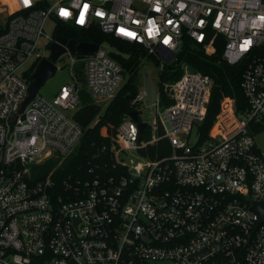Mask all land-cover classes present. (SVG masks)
Returning <instances> with one entry per match:
<instances>
[{
  "label": "built area",
  "instance_id": "1",
  "mask_svg": "<svg viewBox=\"0 0 264 264\" xmlns=\"http://www.w3.org/2000/svg\"><path fill=\"white\" fill-rule=\"evenodd\" d=\"M59 20L136 43L161 68L185 37L212 54L222 35L223 58L245 62L250 105L239 114L224 96L201 139L213 79L185 64L180 77L162 83L170 104L159 91L156 117L144 120L147 92L139 90L131 101L139 120L130 111L111 134L125 172L90 166L59 190L57 167L84 134L74 116L75 64L86 63L97 100L112 99L126 78L102 43L93 54H73L65 44L60 56L71 58V81L52 97L38 91L21 111L30 68L62 36ZM263 43L264 0H0V264H264V148L256 140L264 129L251 128L264 124ZM50 158L57 164L38 175L36 165Z\"/></svg>",
  "mask_w": 264,
  "mask_h": 264
},
{
  "label": "trees",
  "instance_id": "2",
  "mask_svg": "<svg viewBox=\"0 0 264 264\" xmlns=\"http://www.w3.org/2000/svg\"><path fill=\"white\" fill-rule=\"evenodd\" d=\"M58 22L57 33L62 36L78 41L108 42L115 45L118 50H111V54L123 65L128 73V78L122 87L107 104H100L94 100L87 101L85 98V101L76 110L74 116L83 126L84 134L75 150L57 167L60 176L59 181L61 182L57 187L60 190L64 188V179L80 171L89 174L88 168L90 166H93L99 172L102 171L109 174L125 172L126 167L117 162L114 157L111 146V134L114 133L124 114L130 112L133 108L131 101L139 92L136 73L142 59L150 57L157 64H159V60L153 55H148L140 45L116 37L113 34L105 33L96 25L90 28H83L60 20ZM223 43L224 37L219 35L216 42L217 50L212 54H208L200 45L194 43L192 38L185 37L182 49L178 52L176 58L165 63L159 71V91L165 105L170 104L172 99L166 96L162 83L163 81H170L180 77L184 71L185 64H189L212 77L213 86L208 112L205 120L200 125L201 139L208 136L209 129L220 110L224 96H231L235 99L236 111L239 114L248 109L250 105L242 86L245 62L231 64L225 60L223 58ZM261 48L264 53V43ZM34 68V66L30 68L29 76ZM251 124V128L254 131L264 129V124L254 121ZM104 126L108 128L107 133L102 132ZM160 144L161 141L149 146L150 151L156 150ZM141 151L145 152L144 149H141ZM57 162L58 160L50 158L41 164H37L36 166L40 168L38 175L48 173ZM71 180L73 181V178Z\"/></svg>",
  "mask_w": 264,
  "mask_h": 264
},
{
  "label": "rangeland",
  "instance_id": "3",
  "mask_svg": "<svg viewBox=\"0 0 264 264\" xmlns=\"http://www.w3.org/2000/svg\"><path fill=\"white\" fill-rule=\"evenodd\" d=\"M46 30L49 32L53 31L54 22L48 20L45 26ZM102 47L107 50H118L115 45L111 43L103 42ZM46 53L50 54V51L47 50ZM70 61L71 58L69 54H63L56 59V64L60 67L57 69L56 73L47 80V82L39 90L41 94L52 97L60 89V87L69 81H71L72 76L70 74ZM161 67L160 64H157L153 58L144 57L138 67L136 73V81L140 91H146V96L141 101V111L140 116L144 120H152L156 117V101L159 95V71ZM74 70L78 75L79 84H80V105L85 101L94 100L100 104H107L110 99L97 100L94 97L87 85L86 79V63L79 61L75 64ZM128 78V73L126 74L125 80ZM125 82V81H124ZM256 140L260 147L264 148V130L256 133Z\"/></svg>",
  "mask_w": 264,
  "mask_h": 264
},
{
  "label": "water",
  "instance_id": "4",
  "mask_svg": "<svg viewBox=\"0 0 264 264\" xmlns=\"http://www.w3.org/2000/svg\"><path fill=\"white\" fill-rule=\"evenodd\" d=\"M58 41H55L51 45L50 56H45L41 58L36 65L35 69L30 75V83L28 86L27 95L22 102L20 110L22 111L27 104L35 97L37 92L42 88V86L51 78L57 71L58 67L56 59L66 51L65 44L69 47L71 52L75 54L76 52L81 54H93L99 49V43L91 41H78L73 38H68L66 36H57ZM170 61V58L167 59ZM191 69H193L191 67ZM123 74L126 75V70H123ZM131 116L135 120H139V115L137 110L131 111ZM145 127V121H139V128L142 131ZM254 204L260 208H263L261 202L254 201ZM263 217H264V210Z\"/></svg>",
  "mask_w": 264,
  "mask_h": 264
},
{
  "label": "snow or ice",
  "instance_id": "5",
  "mask_svg": "<svg viewBox=\"0 0 264 264\" xmlns=\"http://www.w3.org/2000/svg\"><path fill=\"white\" fill-rule=\"evenodd\" d=\"M25 2L27 3V2H28V0H25Z\"/></svg>",
  "mask_w": 264,
  "mask_h": 264
}]
</instances>
